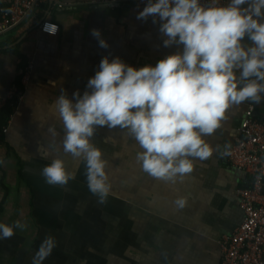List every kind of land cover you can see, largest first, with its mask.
I'll return each mask as SVG.
<instances>
[{"label":"crops","instance_id":"crops-1","mask_svg":"<svg viewBox=\"0 0 264 264\" xmlns=\"http://www.w3.org/2000/svg\"><path fill=\"white\" fill-rule=\"evenodd\" d=\"M6 1L0 0V6ZM59 1L69 6L47 5L0 34V103L11 100L15 91L21 93L4 133L0 132V160L4 161L0 164V222L26 225L14 229L12 237L0 239V264H32L49 235L57 246L43 264H220L218 241L232 234L242 219L236 189L248 184L246 174L234 170L235 177L229 179L233 186L211 190L192 184L191 176L203 167L200 161L194 162L191 175L175 183L156 178L150 182L144 174L138 180L132 169L125 214L115 202L99 203L88 186L71 181L62 187L47 183L42 174L46 164L59 156L68 168V158L73 160L61 143L63 123L55 109L61 93L70 99L77 90L82 95L104 56H118L140 68L154 66L183 48L165 47L159 22L153 23L151 16L137 19L145 6L131 0ZM44 19L57 26L55 33L38 29ZM93 29L100 30L108 48L99 46ZM245 42L251 43L247 37ZM28 64L33 69L22 82ZM18 82L22 91L17 90ZM250 105L256 118L264 120V102L231 106L216 130L222 151L233 143ZM49 128L58 135L53 137ZM129 137L130 164L136 166L138 143ZM218 161L230 167L223 156ZM122 195L127 194L115 193L120 202ZM177 196L187 198L185 208H175Z\"/></svg>","mask_w":264,"mask_h":264},{"label":"clouds","instance_id":"clouds-1","mask_svg":"<svg viewBox=\"0 0 264 264\" xmlns=\"http://www.w3.org/2000/svg\"><path fill=\"white\" fill-rule=\"evenodd\" d=\"M150 16L159 22L163 45H182V51L140 68L104 56L82 95L61 93L55 101L63 152L83 159L88 189L101 204L111 184L102 150L91 143L98 127L126 130L141 149L136 160L143 172L175 183L193 171L194 159L212 156L205 137L220 128L231 106L264 102V0H147L137 19ZM92 35L101 48L109 47L99 29ZM49 132L58 135L54 128ZM42 174L54 185L75 178L59 156ZM173 204L183 209L187 198L177 196ZM25 226L0 222V239ZM56 246L47 236L32 264H43Z\"/></svg>","mask_w":264,"mask_h":264},{"label":"built area","instance_id":"built-area-1","mask_svg":"<svg viewBox=\"0 0 264 264\" xmlns=\"http://www.w3.org/2000/svg\"><path fill=\"white\" fill-rule=\"evenodd\" d=\"M131 3L146 6L147 0H131ZM47 5L57 9L69 6L59 0H7L0 6V34L18 26ZM38 29L55 33L57 26L44 19ZM32 69V64L25 67L22 82L28 80ZM15 96L19 101L21 93L15 91L11 99ZM4 105L0 103V110ZM254 112V106H248L234 141L228 146L229 154H223L230 167L248 176V184L236 189L242 219L232 234L224 235L218 241L220 264H264V120L256 118Z\"/></svg>","mask_w":264,"mask_h":264},{"label":"rangeland","instance_id":"rangeland-1","mask_svg":"<svg viewBox=\"0 0 264 264\" xmlns=\"http://www.w3.org/2000/svg\"><path fill=\"white\" fill-rule=\"evenodd\" d=\"M129 138V134L126 130L117 128L108 129L107 127H98L95 135L91 138V143L102 150L103 159L107 161L106 172L109 178V183L111 184V190L104 203L113 204L115 202L118 208L123 210V214H125V210H128L130 171L136 169V174L139 177L138 180H140L142 174H144L143 176L147 181H154L153 177L142 172L143 170L137 160L136 166H131L129 159ZM205 139L213 147L214 151L212 156L207 160L201 161L198 158L194 159V162L200 161V163L203 164V167L199 168L197 172L191 176L193 186L196 188H208L211 190L220 189V185H227L229 187L233 186V182H231V180L229 181V179L235 177V169L219 164L218 161L223 156V146L221 148L219 144L221 140L219 132L216 131L211 136H206ZM223 144L224 143H221V145ZM219 147L221 148V152H219ZM138 151H141L139 145L136 146V155ZM72 159L73 160H70L68 158L67 160V170L75 174V178L70 180L71 183H74V185L81 184V186H88L85 162L82 158L75 159L72 157ZM192 173H190V175ZM58 186L62 187V185ZM138 186L141 187L140 184ZM118 191L127 194L122 195L123 202H120V200L115 197V193Z\"/></svg>","mask_w":264,"mask_h":264},{"label":"trees","instance_id":"trees-1","mask_svg":"<svg viewBox=\"0 0 264 264\" xmlns=\"http://www.w3.org/2000/svg\"><path fill=\"white\" fill-rule=\"evenodd\" d=\"M17 49V48H13ZM24 64H26V59L23 58ZM17 90L22 91L23 88L20 85V82L16 84ZM18 102L17 97H13L11 100L7 101L3 108L0 110V132L5 131V127H7L8 121L10 119V116L12 114L13 108L16 106V103ZM20 175V174H19Z\"/></svg>","mask_w":264,"mask_h":264}]
</instances>
